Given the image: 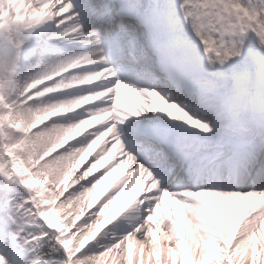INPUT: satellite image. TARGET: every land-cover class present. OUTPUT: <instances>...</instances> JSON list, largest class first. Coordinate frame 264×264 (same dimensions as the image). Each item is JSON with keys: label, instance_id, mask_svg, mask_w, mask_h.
I'll return each mask as SVG.
<instances>
[{"label": "snow or ice", "instance_id": "6c2138e0", "mask_svg": "<svg viewBox=\"0 0 264 264\" xmlns=\"http://www.w3.org/2000/svg\"><path fill=\"white\" fill-rule=\"evenodd\" d=\"M20 14L0 27V264H264V76L238 71L264 69V0H24ZM44 24L51 46L20 81L24 33ZM57 61L99 97L74 131L38 107ZM148 113L171 122L122 128ZM178 168L189 182L166 183ZM133 208L131 232L85 251Z\"/></svg>", "mask_w": 264, "mask_h": 264}, {"label": "bare ground", "instance_id": "6f19581e", "mask_svg": "<svg viewBox=\"0 0 264 264\" xmlns=\"http://www.w3.org/2000/svg\"><path fill=\"white\" fill-rule=\"evenodd\" d=\"M8 2L10 4V6H13V8L15 7V9H14L15 11H18L20 13H21V9L24 8V0H8ZM0 8H1V4H0ZM49 27H50L49 24H44V25L36 28L33 32L31 31V32H25L24 33V36L30 42V45L32 48H33V44L35 42H34V39H33L31 34L34 32L42 33L44 30L45 33H43V38L46 39L47 35L50 34L49 33ZM26 44H28V43H25L24 45H26ZM38 47H40V45ZM64 51L67 52V50H64ZM71 52H75V51H71ZM60 64H63V66H68L71 70L73 61H68L66 63H61L59 61L54 62L47 69V71L50 74L53 73V69ZM35 70L36 69H34L32 71V73H30L29 75H32L35 72ZM75 73L76 72L67 73V75H64L61 77L67 83H62V81H60V80L57 81V83L55 84L56 86L54 88L56 90L60 89L59 92H56L54 90H50V88L45 89L44 99L40 101V103L42 104L41 108H43L41 110H45V112L48 116H52V115L68 116V117L61 118L64 120L59 121L58 124L63 129L69 130V131L75 130L76 120L78 119V117L72 116V115H74L72 112L74 110H71V109L74 107H77V111L80 109H83L86 104L91 103V101H93L95 98H97V96H89L86 93H81L78 90L81 85H84L85 83H87L89 81L86 80L84 82L82 79H79L80 76L76 75ZM28 77H30V76H28ZM50 77L51 76L49 75L46 77V79H50ZM26 79H27V77H26ZM51 79H53V78H51ZM60 83H62V84H60ZM33 102H35V101H33ZM160 119L163 121H169V118L167 117L166 114L164 117L163 116L160 117ZM49 123H51V121ZM192 131H195V130L192 129ZM171 182H173L172 179H171ZM172 185H173V183H172ZM135 215H136L135 209L134 208L130 209L129 211H127L126 213H124L122 215V217L116 222V224L110 225L109 228L105 230L111 234L108 239L109 240H117V239L121 238L123 235H126L128 232H131L133 230V227H134V222L129 223L128 218L134 217ZM144 215H147V213H145ZM117 225H120V227H117ZM102 236H104L103 233L101 234L100 237L97 238L96 241H93L89 245L88 249H86L85 251L87 252V251L91 250L93 252H99L98 247H100V245H102V244L104 245L107 243V240H105Z\"/></svg>", "mask_w": 264, "mask_h": 264}, {"label": "rangeland", "instance_id": "374dc122", "mask_svg": "<svg viewBox=\"0 0 264 264\" xmlns=\"http://www.w3.org/2000/svg\"><path fill=\"white\" fill-rule=\"evenodd\" d=\"M8 3L9 2H2L1 3V8H0V16L2 15V13L3 12H5V10L8 8ZM0 27H3L1 24H0ZM193 35H194V33H193ZM8 51H9V46H8V44H7V42L3 39V41L0 43V59H5V58H7V55H8ZM236 61H233V63H235ZM256 68L255 69H253V68H249L248 66H246V65H243V64H241V66L239 67V69H238V71L241 73V74H243V75H246V76H252V75H255V73H256ZM15 76H16V78L18 79V80H20V81H22V77H20L19 76V70L17 69L16 70V73H15ZM36 103V102H35ZM38 107L40 108V109H43V108H41L42 107V104L40 103L39 105H38ZM164 117L165 116V114H163V113H157V114H155V115H153V114H151V113H148V114H142L139 118H136V117H131L130 119H132L131 121H133L134 119H137V120H139V121H141V120H143V121H148V120H151V119H154V120H156V121H163V120H161L160 119V117ZM167 123H170L171 121H166ZM231 135V134H230ZM227 139V137H225V138H223V140H226ZM214 151H218V149H213V150H210V152H214ZM111 234H109V236H110ZM109 236L108 237H105V236H102L105 240H107V243L106 244H108V243H114L116 240H109L108 238H109ZM103 245V244H102ZM98 250L99 251H102L103 250V247L100 245V247H98ZM59 254V256H61V254H64V252H59L58 253ZM66 256H62V257H60V258H54V259H56V260H63L64 258H65Z\"/></svg>", "mask_w": 264, "mask_h": 264}]
</instances>
